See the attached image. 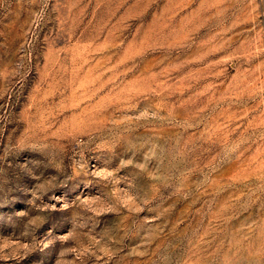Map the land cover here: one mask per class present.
Wrapping results in <instances>:
<instances>
[{
    "label": "rangeland",
    "instance_id": "obj_1",
    "mask_svg": "<svg viewBox=\"0 0 264 264\" xmlns=\"http://www.w3.org/2000/svg\"><path fill=\"white\" fill-rule=\"evenodd\" d=\"M0 264H264V0H0Z\"/></svg>",
    "mask_w": 264,
    "mask_h": 264
}]
</instances>
